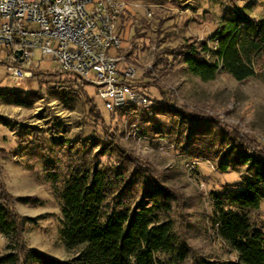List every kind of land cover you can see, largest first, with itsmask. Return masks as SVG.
<instances>
[{"label":"rangeland","instance_id":"374dc122","mask_svg":"<svg viewBox=\"0 0 264 264\" xmlns=\"http://www.w3.org/2000/svg\"><path fill=\"white\" fill-rule=\"evenodd\" d=\"M117 1L128 9L118 22V29L123 28L120 52L125 56L131 54L126 56V63L124 60L118 63V69L122 70L126 64L136 68L135 87L149 96L148 107L130 111L128 115L118 109L110 110L97 94V87L85 83L84 89L94 99L105 121V125L99 122L95 126L87 116L82 98L67 106L53 94L56 87L71 86L79 91L83 82L56 71V62L44 60L39 50H35L32 59L39 61L40 67L30 78L14 79L7 67L0 64V90L21 89L36 96L30 107L0 99V176L4 194L10 198L15 212L28 217L24 221V242L59 260L71 258L76 252L67 250L62 241L60 197L56 191L69 175L68 170L81 167L83 159L88 161L90 154L83 156L78 146L69 148L58 140H51L50 129L58 124L56 136L106 138V144L101 142L92 151L106 148L104 155H97L99 167L110 172L120 168L128 175H136L137 184L132 183L134 191L122 195L126 210L153 180L171 190L174 200L170 218L191 249L183 264L234 259L235 253L218 236L211 196L227 184L239 183L240 172L218 170L217 158L204 155L199 145L202 140L188 133L195 122L196 131L200 126L205 129L202 131L217 137L214 142L213 139L209 143L205 141L208 143L202 146L205 150L215 144L214 148L222 153L225 147L239 140L264 153V75L237 80L220 70L214 79L202 80L186 68L177 48L192 38L207 39L215 32L217 19L222 15L234 16L235 11L241 10L262 16L264 0ZM204 12L208 13L209 21L204 20ZM212 17L216 21L211 22ZM165 50L175 53L167 54L171 64L165 69L160 63L153 67L155 57L164 59ZM174 56L176 61L172 64ZM208 58L215 60L212 56ZM147 68H155L158 79L145 76L142 80ZM163 99L174 104L180 114L153 115V105ZM144 109H148L146 116ZM22 125L35 127L45 139L38 145L32 139L27 145L20 142L17 132L20 129L23 134L26 132ZM163 125L171 128L170 135L159 133ZM49 160L56 169L54 175L45 169ZM252 217L264 222V202L259 210L252 212ZM7 242L0 233L1 251L6 250ZM28 264L38 263L30 259Z\"/></svg>","mask_w":264,"mask_h":264},{"label":"trees","instance_id":"16d2710c","mask_svg":"<svg viewBox=\"0 0 264 264\" xmlns=\"http://www.w3.org/2000/svg\"><path fill=\"white\" fill-rule=\"evenodd\" d=\"M127 11L125 7L120 17L123 18ZM207 15V12L203 13L205 21H209ZM210 21H216V17ZM119 34H123L122 26ZM177 49L186 68L202 80L214 79L220 70L237 80L264 75V13L256 17L237 10L234 16L222 15L217 19L216 30L211 36L205 40H186ZM166 50L164 59L155 57L153 67L160 63L166 66L165 69L171 64L167 54L175 53H167ZM211 56L215 57L214 61L208 58ZM175 61L174 56L172 64ZM153 69H145L142 80L145 76L158 79ZM136 83L137 80L132 85ZM140 84L141 79L138 82ZM85 85L83 83L79 91L71 86L56 87L53 94L67 106L82 98L92 124L94 122L98 126L100 122L105 125L103 115L84 89ZM0 99L16 106L30 107L36 96L21 89H6L0 90ZM175 107L169 100L163 99L153 105L152 113L171 117L180 114ZM140 108L128 105L118 110L128 115L130 111L134 113ZM144 110V116L149 114L148 109ZM194 123L188 134L202 140L199 144L201 152L217 158V168L221 172H240L239 183L227 184L221 190L213 191L211 196L218 236L229 245L235 258L215 259L203 264H264V222L261 218L257 220L252 217V212L259 210L264 202V153L257 152L239 140L225 147L222 153L214 148L215 144L205 150L202 146H207L212 139L216 141L217 137L202 131L205 129H200V126L196 131ZM58 126L55 124L51 127V140H58L69 148L78 146L76 148L83 156L90 154L88 161L83 159L81 167L68 170L69 175L56 191L60 197L62 241L67 250L76 252L71 258L59 260L26 246L23 230L28 217L15 212L10 198L4 194L0 176V233L8 239L6 250L3 252L0 249V264H28L30 259L38 264H183L191 249L170 218L174 200L171 190L153 180L142 190L137 201L130 202L131 208L126 210L122 195L134 191L136 175H128L120 168L110 172L99 167L97 155H104L106 148L102 146L103 150L92 151L101 142L106 144V138L69 139L62 135H58V138ZM23 128L26 132L23 134L20 129L17 137L26 145L31 143V139L36 145L45 139L35 127ZM30 129L31 133H28ZM170 132L171 128L166 127L159 131L167 135ZM44 166L51 174L56 173L52 161L49 160Z\"/></svg>","mask_w":264,"mask_h":264},{"label":"built area","instance_id":"2783aa9c","mask_svg":"<svg viewBox=\"0 0 264 264\" xmlns=\"http://www.w3.org/2000/svg\"><path fill=\"white\" fill-rule=\"evenodd\" d=\"M124 8L117 0H0V64L14 79L30 78L39 50L56 71L95 85L108 109L148 107L149 96L132 85L136 68L118 69L126 63L118 29Z\"/></svg>","mask_w":264,"mask_h":264},{"label":"water","instance_id":"95a60500","mask_svg":"<svg viewBox=\"0 0 264 264\" xmlns=\"http://www.w3.org/2000/svg\"><path fill=\"white\" fill-rule=\"evenodd\" d=\"M20 55V53H18V56Z\"/></svg>","mask_w":264,"mask_h":264}]
</instances>
